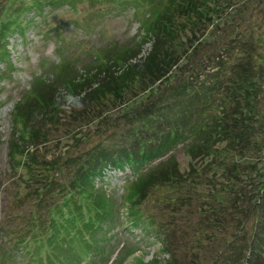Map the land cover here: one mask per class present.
I'll use <instances>...</instances> for the list:
<instances>
[{
	"label": "trees",
	"instance_id": "1",
	"mask_svg": "<svg viewBox=\"0 0 264 264\" xmlns=\"http://www.w3.org/2000/svg\"><path fill=\"white\" fill-rule=\"evenodd\" d=\"M108 1L114 2L90 0L89 9ZM132 1L144 32L135 44L141 49L153 41L145 61L143 56L133 61L139 52L133 44L88 56L79 68L77 56L63 58L53 66L52 78L38 77L15 104L8 155L18 184L8 190V223L0 222V237H8V255L0 244V263L25 252L20 258H36L35 264H46L45 256L49 264H91L95 256H106L115 238L111 230L141 224L156 229L162 252L169 255L163 261H175V251L186 242L172 235L186 236L182 221L190 209L208 237L224 231L228 221L234 228L230 241L210 239L217 245L208 264H264V165L255 161L264 154V43L232 31L216 36V42L212 33L213 47L198 52L197 34L209 29L211 5L215 12L236 0ZM30 2L4 0L0 7V63L10 72L15 64L9 37L25 36L34 18L29 10L40 14L66 3L77 11L83 0ZM140 90L149 93L147 99L130 102L139 99ZM179 146L191 157L187 171L175 156L155 163ZM199 160L206 163H195ZM127 164L146 170L128 181L120 200L99 190L97 178ZM252 175L258 182L244 208L236 198L244 194L238 193L237 180L248 183ZM158 188L169 189L180 231L170 221L157 223L143 214L137 200L147 205ZM198 240L201 246L204 240ZM123 247L120 264L138 249ZM161 262L154 258L149 264Z\"/></svg>",
	"mask_w": 264,
	"mask_h": 264
},
{
	"label": "rangeland",
	"instance_id": "2",
	"mask_svg": "<svg viewBox=\"0 0 264 264\" xmlns=\"http://www.w3.org/2000/svg\"><path fill=\"white\" fill-rule=\"evenodd\" d=\"M3 1L4 0H0V7ZM27 1L29 4H33L30 0ZM89 1L90 0H83V3L78 5L77 11H74L70 7L71 5L66 3L56 7H46L45 10L43 9L42 13H40L43 15H40L37 10H29V16H34V18L29 22L30 24L27 29H25V36L16 32L9 37V47L13 55L15 70L10 72L7 65L0 63V69L5 73H0V222L6 221L8 223V217L5 215L8 214L9 206L10 192H8V190L10 186L14 185L13 183H15L16 180H12L13 177L10 175L12 171L8 155V140H10L13 130V109L22 96L29 92L28 90L32 88L37 78L41 76L52 78L53 66L60 64L63 58L77 56L74 61L79 68L82 66L81 64L90 61L91 58L88 59V56H96L97 52L111 48V45L114 44L119 45L121 48L125 46V44H133L132 46H135L139 51L137 57L133 59L134 62L141 59L142 56L143 61H145L144 57L151 51L153 41L148 40V43L141 49H138V46L135 44V41L140 39V35H144V32L141 30L142 27L139 19L141 14L139 13V15H136L135 7L128 5H119L115 7L103 5L97 6V10H93L91 13ZM210 9L206 17L208 18L206 20V25L209 29L206 31L205 27L204 32L197 34V41L201 40L200 42H202V46L198 52L203 49L202 53H205L213 47V44H211L212 36H209V34H214V39L217 42L219 40L218 37L222 38L228 31L245 33V37L247 34H250L253 35L252 38L256 37V42L264 43V0H236L232 6H223V4H221L218 9L219 11L217 10L214 12L212 5ZM227 16L230 18L227 19ZM260 38L263 40L262 42L259 41ZM202 53L195 56V58L197 59ZM3 75H5V78H2ZM148 96V92L140 90V94L138 95L139 99L132 97L129 98V100L130 102L142 101L147 99ZM61 101H63V99ZM90 128L95 131L93 126ZM117 129L119 133L121 129ZM58 135L60 136V133ZM88 136H90L89 133ZM181 146L172 150L171 155L163 157V161L167 162V160L175 156L180 169L182 171H187L191 166V157L185 153L186 151H184V148ZM247 154L248 156L250 155L249 152ZM161 159L162 158L158 160ZM256 160H260L258 161L259 166L264 165V154L257 156L255 158V161ZM196 162L197 164L201 162L206 163V161L202 160L195 161V163ZM125 166L121 168H125ZM128 171L127 169V172ZM127 172L117 168L108 170L103 178L96 179L97 184L101 187L99 190L104 191L111 197H117L120 200L125 183L127 185V182L131 178L135 180L138 174L136 172L133 176L128 177L126 176ZM128 174L132 175L130 171ZM16 178L19 180L18 177ZM252 178L254 179H249L248 183L240 182L239 178L237 180L242 186V188L238 189V193L243 191L244 194H237L236 198L238 203L244 208L248 206V202L246 203V201L251 195L250 188H254L255 184L258 182V177L256 178L255 175H252ZM218 180H220L219 177ZM262 180L264 181V179ZM15 184H18V181ZM168 191V188H158L153 191L151 202L147 205H144L140 198L137 201L140 203V207L145 210L143 214L156 217L157 223L170 221L173 227L177 231H180L172 216L174 211L171 210V208L174 203L169 205L170 201L167 199ZM30 193L31 191L29 194ZM260 193L264 196V191ZM30 198L34 200L33 195H31ZM31 206L32 201L30 200L28 206L29 210ZM187 211L188 219L182 221L183 228L186 230V236L181 237L179 234L175 235V233L172 235L175 240L178 241L179 239L178 242H186L185 245H182L175 251L177 255L175 261L164 262V259H168L169 255L163 254L160 242L157 238L156 229L136 225L132 228V230L135 231L134 233L131 234L132 230L128 229V233H130L131 236L123 233L120 228L111 230L110 234L116 236L114 240L115 243L109 244V251L106 253V256H95L93 258L94 262L91 264H120L126 252L123 243L128 242L127 238L133 240V236L136 238V241L143 240L140 236L148 239V241L147 243L143 242L139 244L141 249L137 250L134 259L130 260L132 264H149L154 258H157L160 262L164 260L161 262L163 264H192V262L196 264H208V261L212 262L213 256H210V253H216L215 247L217 242L212 241L211 243L210 239L214 237L215 240L218 241L220 238L223 241H230L231 238L233 239V235L231 234L234 231L233 225L228 221L224 231L217 233V236L213 235L211 237L210 235V237H208V234L204 235L196 224V210L194 213H192L190 209ZM206 229L203 231H206ZM15 232L19 235L22 233V231ZM9 234L10 229H8V235ZM104 234L105 233H100V235ZM199 236H201V240H204L201 246H198ZM225 237H227V240H224ZM0 244H3L5 248L4 252L8 255V237L5 238L1 236ZM23 253L25 254V252ZM14 254L16 256L9 257L15 259L14 261L9 262L7 260L3 262H5V264L36 263V261H25L20 258L22 254L19 252H15ZM25 258H27V255ZM191 258H193V260H191ZM262 258L264 260V255Z\"/></svg>",
	"mask_w": 264,
	"mask_h": 264
},
{
	"label": "bare ground",
	"instance_id": "3",
	"mask_svg": "<svg viewBox=\"0 0 264 264\" xmlns=\"http://www.w3.org/2000/svg\"><path fill=\"white\" fill-rule=\"evenodd\" d=\"M140 241V240H139ZM139 241H137V242H139Z\"/></svg>",
	"mask_w": 264,
	"mask_h": 264
}]
</instances>
